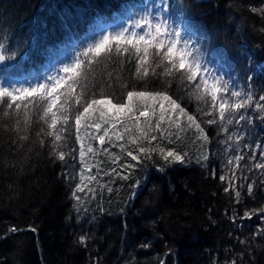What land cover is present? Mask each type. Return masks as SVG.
<instances>
[{
    "label": "trees",
    "instance_id": "obj_1",
    "mask_svg": "<svg viewBox=\"0 0 264 264\" xmlns=\"http://www.w3.org/2000/svg\"><path fill=\"white\" fill-rule=\"evenodd\" d=\"M140 1L0 0V41L8 36L9 47H14L17 42L29 40L25 52L14 62L16 70L8 78L31 73L42 76L50 63L48 49L58 50L71 43L69 37L81 39L92 24L99 20L110 22L125 5ZM184 3L192 11L196 25L206 34L201 37L205 45L215 35L217 43L231 46L232 54L243 59L245 65L247 56L253 58L258 69L253 76L254 88L257 96L264 94L259 91L264 86V0H184ZM135 65V55L117 54L113 50L110 55L102 53L88 67L87 75L77 78L89 93L112 99L114 103L127 102L129 90L163 87L196 117L208 140H197L196 129L188 126L186 118H181L180 127L169 125L166 120L161 125L163 137L153 140L152 146L159 143L181 156L187 153L184 163L173 162L172 158L164 161L153 152L151 160L128 170L130 180L122 181L112 168L116 167L122 175L127 172L114 165L113 159L120 165L129 162L127 151L149 138L142 136V132L159 136L151 132L156 122L154 113L136 123L122 118L128 131L118 121L115 132L119 139L113 131L109 132L117 139L108 140L107 136L104 145L98 140L85 139L97 154L88 157L94 166L86 174L84 190L77 194L80 197L77 201L73 191L80 182V145L75 143L74 135L59 147L68 153L74 146L76 160L66 155V161L61 162L51 137L38 135L47 125L31 105L27 125L23 109L18 115L0 106V264H159L160 261L163 264H232L233 260L237 264H264V238L256 235L264 225V215L259 219L256 216L251 220L238 219L241 227L231 219L233 208L242 209L245 204L249 209L264 206V171L253 169L249 173L248 182L257 181L254 197L248 196L246 186L240 189L241 205L224 191L228 180L219 179L222 174L229 175L225 162L230 157L240 152L248 154L247 148L235 149L232 143L235 137L229 139L235 122L219 125L217 120L216 124H207L211 117L203 113L211 108V101L198 100L178 74L165 76L163 66L152 65L148 77H137ZM249 74H240L241 84L248 83ZM3 76L0 71V77ZM158 111L157 108V114ZM249 112L253 114L250 127H255L256 137L264 138L260 114L255 108ZM100 122L101 132L97 135L103 134L107 127ZM81 135L85 136L83 130ZM41 138L45 140L43 148ZM244 138L247 139V133ZM169 139L173 143L169 144ZM258 154L256 151L257 157ZM204 155L209 157L207 162L203 161ZM239 163L244 169L245 161ZM69 172L75 173V180L62 175ZM88 176L94 179L89 180ZM136 180L140 186L136 196L129 199L132 193L129 185ZM239 183L233 180V188H238ZM108 187L113 189L111 193ZM11 227L18 231L9 233ZM33 228L35 231H31ZM81 236L89 237L85 245L79 243ZM148 242H151L149 247H141Z\"/></svg>",
    "mask_w": 264,
    "mask_h": 264
},
{
    "label": "snow or ice",
    "instance_id": "obj_2",
    "mask_svg": "<svg viewBox=\"0 0 264 264\" xmlns=\"http://www.w3.org/2000/svg\"><path fill=\"white\" fill-rule=\"evenodd\" d=\"M114 20L115 22L111 24L102 20L96 22L90 33V38L99 35V39L88 44L87 48L82 50L71 64H65L61 70L63 75L58 71L55 75H48L45 82L29 87H17L8 79V74L16 70L17 65L14 62L18 56L25 52L29 40H25L22 44L17 42L14 47H9V37L5 36L4 40L0 41V65H3L0 71L4 73V76L0 77V106L15 111L18 115L23 109L27 125L28 110L31 105L39 118L47 125V129L42 130L38 135L51 137L53 147L58 149L56 155L61 162L66 161V155H70L72 160H76L77 149L74 146L68 153L59 147L60 144H67V141L71 140L74 135L75 143L80 145L78 150L80 182L75 185L73 191V198L77 201L80 199L77 194L84 190L86 174L90 173L91 167L94 166L90 165L88 157L97 154L91 144L85 142V139L98 140L101 145H104L105 137L109 135V131H113L119 139L118 133L115 132L118 121L122 126H125V131H128L125 119L136 123L140 121L141 117L147 118L150 113H154L156 122L151 132L159 133L157 136L142 132V136L148 135L149 138L147 142L136 144L135 148L127 151L126 155L130 157L129 162L120 165L117 160L113 159L114 165L127 172L122 175L116 170V167L112 168V172H115L122 181L130 180L131 171L128 170L151 160L153 152L158 153L164 161H169V158H172L173 162L184 163L187 153L181 156L174 149H166L159 143L155 147L152 146L153 140L158 141L163 137L161 125L167 120L169 125L180 127L181 118H186L188 126L196 129L197 140L207 141L208 135L201 124L197 122L196 117L190 115L185 107H182L176 99L168 94L165 88L129 90L126 93L127 102L114 103L112 99L89 93L77 78L86 76L88 67L96 58L101 57L102 53L110 55L115 50L117 54L135 55L137 77L141 75L148 77L149 68L152 65L157 68L163 66L165 76L178 74L185 86L195 93L198 100L207 102L210 97L211 108L204 110L203 113L205 116L211 117L207 120V124L217 123L214 114L218 111L221 122H226L228 125H233L235 122V126H239L238 128L234 126L229 139L235 137L232 140L235 149L240 151L242 148H247L248 154L245 156L240 152V154L230 157L225 162V169L228 170L229 175L222 174L219 179L221 181L228 180V186L224 191L235 200L237 205L242 204L243 198L240 189L245 186L248 196L254 197V187L257 181L252 179L249 183V173L253 169L264 171V138L256 137L255 127H250L253 124V114L249 110L255 108L256 112L260 114L259 119L264 122V103H262L264 94L257 96L254 88L253 76L257 74L258 69L253 58L247 56L245 65L243 59L232 54L231 46L218 44L215 35L205 45L201 37H206V34L196 25L193 13L184 0H179V2L172 0L171 3L170 0H144L142 5H125ZM105 31H107V35L103 34ZM68 39L73 48L80 47V44L72 37ZM67 47L66 45L63 50L48 49L46 54L49 62L51 64L61 63ZM149 58H151V64ZM233 71L236 73L235 76ZM241 73H251L247 75L248 83L241 84L243 80ZM155 74L153 73V75ZM5 80L8 82L5 83ZM259 91L264 93V86ZM73 104L75 105L74 109L72 108ZM137 105H140L141 108H137ZM157 108L159 109L158 114L156 113ZM135 111H138L139 114L136 115ZM95 113H99L97 120L92 119ZM100 121H103L106 126L110 125V128L105 127L103 134L97 135L101 132ZM241 121L244 122L243 125L240 124ZM82 125L84 137L81 135ZM93 126L95 131H89ZM224 131L227 132L228 129L225 128ZM245 133H247V139L244 138ZM21 138L26 139V137ZM132 143L135 144L136 141H132ZM168 143L171 144L173 141L169 139ZM40 146L41 148L45 146L43 138L40 139ZM257 150L261 153L259 158L256 156ZM208 159V155L203 156L204 162H207ZM132 161H135L136 164L131 163ZM240 161H245L244 169L246 170L241 169ZM247 161H255V163L248 164ZM198 162L200 161L198 160ZM71 167L75 168V165H71ZM237 169L241 170L237 172ZM211 174L215 176L214 171ZM62 175H66L70 180L76 179L74 172L62 173ZM87 178L94 179L92 176ZM233 180H239L238 188H233ZM139 186V180L129 185L132 189L129 199L136 196V189ZM107 190L110 193L113 191L111 187H108ZM232 192H234V197H232ZM121 212H124L123 208ZM261 215H264V206L249 209L245 204L242 209H232L231 219L233 224L241 227L237 223L238 219L240 221L251 220L253 216L259 219ZM125 227L127 228V225ZM243 227H247V225H243ZM17 231L16 227L8 229L9 233ZM31 231H35V229H31ZM256 235L264 238V225ZM88 239L87 236H81L79 243L85 245ZM246 242L240 241L242 244ZM150 243H143L141 247L147 248ZM159 264H163V261H160ZM232 264H237V261L233 260Z\"/></svg>",
    "mask_w": 264,
    "mask_h": 264
},
{
    "label": "rangeland",
    "instance_id": "obj_3",
    "mask_svg": "<svg viewBox=\"0 0 264 264\" xmlns=\"http://www.w3.org/2000/svg\"><path fill=\"white\" fill-rule=\"evenodd\" d=\"M143 3H144V0H142L141 2H139L137 4H134V5H142ZM114 22H115V20L113 19L112 21L106 22V23L111 24V23H114ZM95 24H93L89 28V30L87 31V33L81 39L75 40L78 44H80V47L79 48H73L71 46V43L67 44L68 47H67V50L63 53L64 58H63L62 62L61 63H55V64H51L50 63L48 65V67H46V69L44 70V72L42 73V76L41 77H36V78H20L18 76L16 78H10L11 82L12 83H15L17 87H21V86H23V87H29V86H35L36 83H43V82H45L48 75H55V74H57L58 71H59V74H61L62 73L61 70H62L63 66L65 64H71L74 61V59L78 56V52L79 51H82V50L86 49L87 46H88V44L94 43L96 40L99 39V35H96L94 38H90V33L93 30V26ZM103 34L104 35H107L108 33H107V31H105ZM65 46L66 45L61 46L59 48V50H63L65 48ZM209 66L211 67V65H209ZM7 82L8 81H5V83H7ZM233 99H235V98H233ZM208 101H211L210 100V97L208 98ZM137 108H141V106L140 105H137ZM136 113H138V111H135V114ZM98 117H99V113H95L93 115L92 119L93 120H97ZM217 120L219 122V125L222 124V122L219 120L218 113H217ZM103 125L104 124H103V121H102V126ZM92 129L95 131L94 127ZM82 130H83V125H82ZM111 137H114L115 140L117 139L115 136H113L109 132V135H108L107 139L110 140ZM257 152L259 153L257 158H259V156L261 155V153L259 152V150H257Z\"/></svg>",
    "mask_w": 264,
    "mask_h": 264
},
{
    "label": "water",
    "instance_id": "obj_4",
    "mask_svg": "<svg viewBox=\"0 0 264 264\" xmlns=\"http://www.w3.org/2000/svg\"><path fill=\"white\" fill-rule=\"evenodd\" d=\"M0 67H1V65H0Z\"/></svg>",
    "mask_w": 264,
    "mask_h": 264
}]
</instances>
